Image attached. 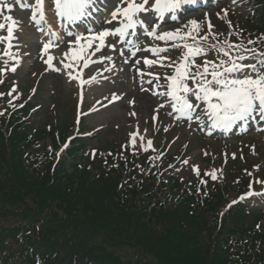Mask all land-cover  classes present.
I'll list each match as a JSON object with an SVG mask.
<instances>
[{
  "label": "snow or ice",
  "instance_id": "1",
  "mask_svg": "<svg viewBox=\"0 0 264 264\" xmlns=\"http://www.w3.org/2000/svg\"><path fill=\"white\" fill-rule=\"evenodd\" d=\"M232 2L236 3V0ZM17 5L30 11L29 23L43 37H37L36 43L37 58L46 65L45 72L63 73L69 81L79 80L83 86L95 82L96 77L84 79L82 70L91 64L107 61L105 71L132 72L140 90L151 91L156 97L152 109L154 121L161 110L168 109L164 114L174 122L186 123L189 128L195 124L198 129L207 130L208 134L214 130L229 132L234 126L247 132L254 122L264 121V50H261L264 36L249 40L248 44L254 45L249 48L243 42L236 43L230 39L239 33L230 31L228 37L219 40L218 36L223 34L212 32L214 26L207 14L203 21L190 19L179 28L168 31L162 30L163 23H154L152 19L155 16L164 22L166 17H170L177 21L186 7L202 6L201 0H0V30L6 29V35H0V44L5 46L0 51L3 65L0 76L7 72L16 73L23 57L31 55L24 51L28 45L14 35L18 31L16 19L2 15L5 10L11 13ZM222 11L227 15V10ZM228 23L231 28V22ZM138 31L152 41L162 43L141 47ZM209 37L214 42L210 43ZM61 45H64V50L58 59L49 54L50 49ZM170 50H178L179 55L173 59L167 54ZM209 53H213L214 58L209 59ZM116 58L120 59L119 66ZM78 66L80 72L74 75L73 69ZM156 66L170 71L161 75L152 71ZM105 79L110 80L109 77ZM0 83H3L2 79ZM145 83L151 87L144 88ZM15 91L13 87L12 92ZM12 92L7 95L11 96ZM121 99L123 94L113 93L109 102ZM128 103L134 105L135 98ZM129 115L136 116L137 113L130 111ZM259 130L264 131V128ZM137 135L138 132L130 133L132 145L136 144ZM139 139L143 141L144 136L140 135ZM68 146L65 143L61 147L56 153L57 159ZM147 146L152 147V140L147 141ZM92 155H95V150ZM182 163L187 165L189 160L184 159ZM192 170L200 175L198 166H193ZM205 175L212 180L217 179L215 172ZM254 182L262 185L260 191H255L253 181H250L249 190L233 199L228 207L248 198L264 197V180ZM206 183L200 180V184ZM36 264H40L39 258Z\"/></svg>",
  "mask_w": 264,
  "mask_h": 264
},
{
  "label": "trees",
  "instance_id": "2",
  "mask_svg": "<svg viewBox=\"0 0 264 264\" xmlns=\"http://www.w3.org/2000/svg\"><path fill=\"white\" fill-rule=\"evenodd\" d=\"M14 122L9 126L3 121L0 123V203L5 205L0 204V221L5 223L0 230L1 250H9L8 243L14 240L18 231L10 221L20 217L30 226L41 220L53 228L58 220L81 229L79 234L83 243L57 244L55 251L51 238L36 233L25 224L24 233L29 226L31 233L27 239L35 251L57 253L58 260L55 259L53 264H88L90 256H97L101 264H121L107 249L120 245L138 248L145 255L154 253L151 249L154 246H158L161 253L185 250L179 255L192 253L199 258L198 250L209 256L210 264H264V257L255 250L253 241H243L233 249L224 247L221 235L226 233L210 231L201 215L188 207L187 200L181 197L170 208L169 198L164 193H152V186L149 189L144 184L125 179L121 169L107 172L101 163L95 162L90 166L93 170L80 172L74 169L70 175L61 173L60 167L53 171L49 165L41 167L33 162L29 164L27 159L21 160L24 136L18 133ZM28 145L29 142L25 146ZM87 164L88 159L83 166L87 167ZM214 196L224 198L219 192ZM17 205L22 208L18 209ZM171 241L179 247L171 244L166 249Z\"/></svg>",
  "mask_w": 264,
  "mask_h": 264
},
{
  "label": "rangeland",
  "instance_id": "3",
  "mask_svg": "<svg viewBox=\"0 0 264 264\" xmlns=\"http://www.w3.org/2000/svg\"><path fill=\"white\" fill-rule=\"evenodd\" d=\"M197 15L198 14H194L191 16L195 18ZM208 15L211 16V12H209ZM222 16V18L220 16L216 18L213 17L212 21H214L218 25H213L214 27L212 29V32L221 34L224 30L227 29L236 31V26L234 23L231 22L232 27H229L228 21H233V19H228V16L226 15ZM221 38L222 35H219L218 39ZM21 69L23 70L16 76L19 77V79L23 82L21 83L22 85H25L27 88L30 86L31 82L38 81L37 86L38 89L41 90V95L43 96L44 100H46L47 102H49L50 100H59L57 101V106L55 105L54 107L55 112L51 111L49 114L48 110H42L39 114H35L34 116H32V127L40 128L43 126V124L49 123L54 127L57 125L58 127L64 128L65 124L68 125L73 123L75 100L73 96L70 95V93H65L62 95L64 90L63 79L58 75L43 74L42 76H39L37 72L38 69H34L32 72H30V68L27 67V65L22 66ZM33 73H36V75L34 76ZM102 85L103 84L97 86L98 95H102L107 88L102 87L100 90V87ZM134 86L135 84L132 83V80H129V82H123L118 91H130V94H128L122 100V103L114 106V108L111 110L101 112L98 115L93 114L91 117L88 116L86 118L85 123L87 124V126L85 129L87 130L86 133L89 135L88 146L90 147V149L102 150L104 153L111 149L113 153L118 152V157H122V155H119V152L121 151L120 144L126 143L131 139L130 133L137 132L134 127L136 123H139L141 131L139 130L138 132L137 141L136 144L133 145V148L137 151H140L145 159L151 160L150 157H156L160 151L175 150L179 146H181L184 157L180 156L178 160H183L185 158L189 160V163L187 165L180 163L176 168H174L172 174L178 181L177 187H179L180 184L182 187H184L185 185H189L191 182L195 181L198 176L192 170L193 166H198L199 172H201L202 175H205V173L215 172L217 176L216 180L228 182L227 194L225 195V197L223 199H220L215 196L216 204L218 205L217 209L212 213H207L206 215L201 214V217L206 222V226L209 230L211 228L210 220L214 221L216 219L217 226L219 225L220 229L221 227H223V222H225L226 229L229 226L234 225V222L236 221L234 217L235 214H231L230 211L232 210V207H228L229 204L227 201L231 198H234L235 196L239 197L241 193H244L245 187L247 185L246 175L248 171L253 173L251 174V177H253L254 179L253 181L264 180V138H248L246 139V142H249L248 145L244 144V141L242 143L220 145V143L218 142L203 140L197 137L192 132L185 131L182 128L170 127V134L164 141L161 140L163 141L162 144L160 143L159 131L158 129H155L152 123V115L154 114L152 112V109L154 101L146 98V100H148V102L146 101L148 107L147 110H140L135 105H130L127 103V99L131 96H133L132 98L135 97L136 103L139 104L140 102H143L139 96H136L137 89ZM52 90H54L53 93L50 92ZM9 92H12V90H10ZM13 93L14 92H12L11 96L8 95V97H14ZM22 94L25 95V91H23ZM130 111H136L137 115H129ZM105 117L108 118L105 119ZM147 117L150 118V121L146 120ZM162 119L164 121L170 122L163 115L158 114L157 119L155 120V124H159ZM145 129H147L146 132L144 131ZM75 130H77L76 127ZM73 133H75V131ZM140 135L144 136V140H152L151 148H148L147 146L148 140L144 142L139 141ZM48 142L49 139H46L45 143L40 146L41 150H46L48 148ZM146 148L147 151H145ZM205 153H207V155H205ZM233 154H235V158H233ZM221 194L224 196L223 191H221ZM213 201L214 198L211 200V202ZM257 204L259 205V202H257ZM19 208H22V206H19ZM218 213L222 216V220L220 221L218 220ZM252 218L258 223V220H256V218ZM242 221H244L245 224L250 223L248 219H243ZM238 225L242 224L239 223ZM226 229L223 232H228V230ZM259 229L264 230V219L261 221ZM134 234L136 235L137 232H135ZM136 239L139 240V238ZM171 244L179 247L177 246V244H175V242L173 244V241H171L170 245L165 246V248L169 249L171 247ZM147 245H149V248L152 247L150 244ZM107 249L111 252V254L117 257L118 261H121V264H189L197 262V264L211 263L209 261V256L206 257L200 254L202 251L198 250L196 251V253L201 260L192 253L180 256L179 254H184L186 252L185 250H180L179 253L174 254H172L171 252L167 254H165L164 252L161 253L158 246H154L151 248L154 253H157V255L154 253H151V255H145L141 253L138 248H130L123 245L108 247ZM162 254L167 257L163 256ZM175 257L177 258L175 259ZM137 258H139L138 261H136Z\"/></svg>",
  "mask_w": 264,
  "mask_h": 264
},
{
  "label": "bare ground",
  "instance_id": "4",
  "mask_svg": "<svg viewBox=\"0 0 264 264\" xmlns=\"http://www.w3.org/2000/svg\"><path fill=\"white\" fill-rule=\"evenodd\" d=\"M143 107H146L144 103H142V105L139 106V108H143Z\"/></svg>",
  "mask_w": 264,
  "mask_h": 264
}]
</instances>
